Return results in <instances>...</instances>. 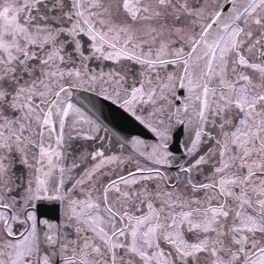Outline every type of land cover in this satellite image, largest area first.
<instances>
[{"label":"snow or ice","instance_id":"1","mask_svg":"<svg viewBox=\"0 0 264 264\" xmlns=\"http://www.w3.org/2000/svg\"><path fill=\"white\" fill-rule=\"evenodd\" d=\"M0 264H264V0H0Z\"/></svg>","mask_w":264,"mask_h":264},{"label":"water","instance_id":"2","mask_svg":"<svg viewBox=\"0 0 264 264\" xmlns=\"http://www.w3.org/2000/svg\"><path fill=\"white\" fill-rule=\"evenodd\" d=\"M105 115H107V110H105Z\"/></svg>","mask_w":264,"mask_h":264}]
</instances>
